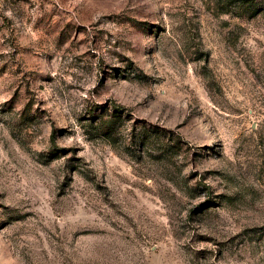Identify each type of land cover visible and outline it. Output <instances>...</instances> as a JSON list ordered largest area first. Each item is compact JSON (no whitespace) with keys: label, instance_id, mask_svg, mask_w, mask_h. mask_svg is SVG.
<instances>
[{"label":"rangeland","instance_id":"374dc122","mask_svg":"<svg viewBox=\"0 0 264 264\" xmlns=\"http://www.w3.org/2000/svg\"><path fill=\"white\" fill-rule=\"evenodd\" d=\"M0 264H264V0H0Z\"/></svg>","mask_w":264,"mask_h":264}]
</instances>
